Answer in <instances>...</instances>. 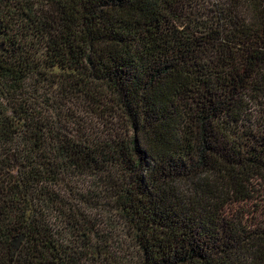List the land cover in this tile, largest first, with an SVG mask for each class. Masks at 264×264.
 <instances>
[{
	"label": "trees",
	"instance_id": "1",
	"mask_svg": "<svg viewBox=\"0 0 264 264\" xmlns=\"http://www.w3.org/2000/svg\"><path fill=\"white\" fill-rule=\"evenodd\" d=\"M0 264H264V0H0Z\"/></svg>",
	"mask_w": 264,
	"mask_h": 264
},
{
	"label": "rangeland",
	"instance_id": "2",
	"mask_svg": "<svg viewBox=\"0 0 264 264\" xmlns=\"http://www.w3.org/2000/svg\"><path fill=\"white\" fill-rule=\"evenodd\" d=\"M71 108L73 109V106H71ZM102 202H106V200H103ZM108 203V202H107ZM108 204H110V203H108ZM111 212V211H110ZM103 214H105L104 212L102 213V216L100 217V220L105 224V219H104V217H103ZM112 217L113 218H115L117 221H118V226H119V228H120V230H121V228H122V226H121V220L119 219V217L118 216H113V214H112Z\"/></svg>",
	"mask_w": 264,
	"mask_h": 264
}]
</instances>
